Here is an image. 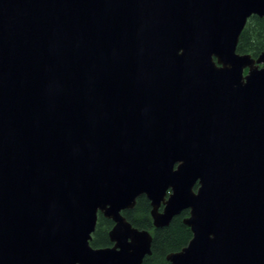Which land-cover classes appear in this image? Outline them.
<instances>
[{
  "label": "water",
  "instance_id": "obj_1",
  "mask_svg": "<svg viewBox=\"0 0 264 264\" xmlns=\"http://www.w3.org/2000/svg\"><path fill=\"white\" fill-rule=\"evenodd\" d=\"M252 16L264 0H0V264H143L142 196L156 229L189 211L170 264H264Z\"/></svg>",
  "mask_w": 264,
  "mask_h": 264
},
{
  "label": "trees",
  "instance_id": "obj_2",
  "mask_svg": "<svg viewBox=\"0 0 264 264\" xmlns=\"http://www.w3.org/2000/svg\"><path fill=\"white\" fill-rule=\"evenodd\" d=\"M263 51L264 18L252 16L241 33L237 52L240 54H250L254 58H257ZM123 215L135 228L149 231L153 236L152 254L144 259L143 264H170L166 259L167 255L172 252H178L186 247L193 236L191 229L183 222L189 215V211H184L181 215L175 217L169 226L156 229L151 217V205L145 196L137 200L134 209L124 211ZM113 226V221L99 214L91 246L93 248L112 246L109 233Z\"/></svg>",
  "mask_w": 264,
  "mask_h": 264
}]
</instances>
